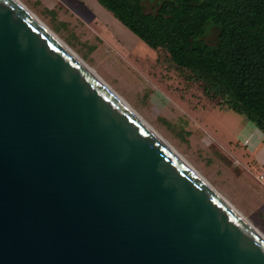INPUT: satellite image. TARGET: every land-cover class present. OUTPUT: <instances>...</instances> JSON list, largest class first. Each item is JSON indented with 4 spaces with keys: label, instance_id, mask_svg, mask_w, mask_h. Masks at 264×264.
Returning a JSON list of instances; mask_svg holds the SVG:
<instances>
[{
    "label": "water",
    "instance_id": "water-1",
    "mask_svg": "<svg viewBox=\"0 0 264 264\" xmlns=\"http://www.w3.org/2000/svg\"><path fill=\"white\" fill-rule=\"evenodd\" d=\"M0 264H264V235L17 0H0Z\"/></svg>",
    "mask_w": 264,
    "mask_h": 264
},
{
    "label": "rangeland",
    "instance_id": "rangeland-1",
    "mask_svg": "<svg viewBox=\"0 0 264 264\" xmlns=\"http://www.w3.org/2000/svg\"><path fill=\"white\" fill-rule=\"evenodd\" d=\"M21 1L264 234V141L251 120L208 98L97 0ZM159 1L142 0L146 10Z\"/></svg>",
    "mask_w": 264,
    "mask_h": 264
},
{
    "label": "trees",
    "instance_id": "trees-1",
    "mask_svg": "<svg viewBox=\"0 0 264 264\" xmlns=\"http://www.w3.org/2000/svg\"><path fill=\"white\" fill-rule=\"evenodd\" d=\"M97 2L148 46L166 50L208 98L264 131V0H160L151 10L142 0Z\"/></svg>",
    "mask_w": 264,
    "mask_h": 264
},
{
    "label": "bare ground",
    "instance_id": "bare-ground-1",
    "mask_svg": "<svg viewBox=\"0 0 264 264\" xmlns=\"http://www.w3.org/2000/svg\"><path fill=\"white\" fill-rule=\"evenodd\" d=\"M27 11H29L43 26H45L58 40H60L77 58H79L96 76H98L115 94H117L131 109H133L142 119L143 117L116 91H114L105 80L100 77L96 71L88 65L81 57H79L66 43H64L58 35L45 23L43 22L37 14H35L23 1L17 0ZM144 120V119H143ZM149 124L146 120H144ZM150 125V124H149ZM151 126V125H150ZM152 127V126H151ZM153 128V127H152ZM154 129V128H153ZM155 130V129H154ZM156 131V130H155ZM162 138H164L158 131H156ZM165 139V138H164ZM166 140V139H165ZM183 158H185L168 140H166ZM186 159V158H185ZM189 162V161H188ZM190 163V162H189ZM191 164V163H190ZM192 165V164H191ZM193 166V165H192ZM194 167V166H193ZM195 168V167H194ZM196 169V168H195ZM197 170V169H196ZM198 171V170H197ZM199 172V171H198ZM200 173V172H199ZM201 174V173H200ZM202 175V174H201ZM203 176V175H202ZM212 185V184H211ZM213 186V185H212ZM214 187V186H213ZM224 196V195H223ZM225 197V196H224ZM226 198V197H225ZM227 199V198H226ZM228 200V199H227ZM229 201V200H228ZM230 202V201H229ZM231 203V202H230ZM232 204V203H231ZM233 205V204H232ZM234 206V205H233ZM235 207V206H234ZM236 208V207H235ZM237 209V208H236ZM238 210V209H237ZM243 216H245L240 210H238ZM246 217V216H245ZM247 218V217H246ZM248 219V218H247ZM249 220V219H248ZM250 221V220H249ZM251 222V221H250ZM252 223V222H251ZM253 224V223H252ZM254 225V224H253ZM255 226V225H254ZM256 227V226H255ZM257 228V227H256ZM258 229V228H257ZM259 230V229H258ZM260 231V230H259ZM261 232V231H260ZM262 233V232H261ZM263 234V233H262ZM264 235V234H263Z\"/></svg>",
    "mask_w": 264,
    "mask_h": 264
},
{
    "label": "crops",
    "instance_id": "crops-1",
    "mask_svg": "<svg viewBox=\"0 0 264 264\" xmlns=\"http://www.w3.org/2000/svg\"><path fill=\"white\" fill-rule=\"evenodd\" d=\"M221 114V113H220ZM252 122V121H251ZM253 123V122H252ZM254 124V123H253ZM255 125V124H254ZM255 128H257L258 130H260L262 133H260L259 135V140L257 139V141L258 142H260L261 143V138H262V140L264 141V131H262L261 129H259L256 125H255ZM252 142H254V141H252ZM257 159H258V161L260 162V164L262 165L261 166V168H262V171L261 172H264V157H263V155L261 154L260 156H257Z\"/></svg>",
    "mask_w": 264,
    "mask_h": 264
},
{
    "label": "built area",
    "instance_id": "built-area-1",
    "mask_svg": "<svg viewBox=\"0 0 264 264\" xmlns=\"http://www.w3.org/2000/svg\"><path fill=\"white\" fill-rule=\"evenodd\" d=\"M258 176L262 181H264V172H260Z\"/></svg>",
    "mask_w": 264,
    "mask_h": 264
}]
</instances>
